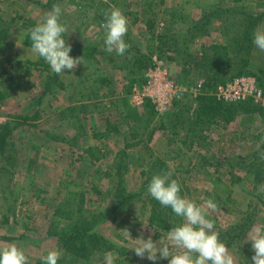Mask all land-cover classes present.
Segmentation results:
<instances>
[{"label":"rangeland","instance_id":"obj_1","mask_svg":"<svg viewBox=\"0 0 264 264\" xmlns=\"http://www.w3.org/2000/svg\"><path fill=\"white\" fill-rule=\"evenodd\" d=\"M148 2L0 0V30L5 28L4 35L9 44L6 49L0 45V87L7 90L11 86L9 96L0 104V124L16 125L5 149L7 158L0 159V248L13 243L23 247L29 264L51 249L62 250L56 238L47 236L53 208L59 201H70L73 207H80L85 216L91 210L110 207L113 201L107 192L111 185L110 176L104 173L115 162L122 161L125 155V179L129 191L140 187L146 178L142 171L150 166L153 158H161L171 171L176 172L185 190L184 197L205 209L207 199L216 202L215 211L206 209L208 218L214 221V230L219 232L236 264H253L254 252L247 238L254 228H264V206L253 194L252 175L238 171L236 175L242 179L231 182L227 163L230 158L256 150L257 143L264 139V107L255 103L248 113L238 107L237 116L226 124L218 118L198 116L196 97L185 94L163 111L154 107L156 115L150 117L143 104H135L137 91L146 92L142 86L146 82L148 67L142 74L143 82L130 85L128 65L140 54L149 58L151 63L157 56L163 63L161 68L174 83L186 86L195 85L198 80L206 83L203 75L183 66L178 53L165 46L160 50L157 34L184 33L191 21L198 19L212 5L244 9L250 13L263 12L264 0ZM53 5L61 7V20L68 25L65 39L72 47L70 55L82 57L83 63L71 72L66 69L62 75L52 72L47 63L48 68L39 66L31 70L30 76L25 75L19 65L9 60L38 58L22 46L25 24L29 19L35 23L42 20ZM113 7L120 8L128 19L124 40L131 47L123 56L115 51L108 53L104 45V14L110 13ZM240 18L230 15L223 18L227 22L214 20L209 26L210 34L195 37L189 50L201 52L202 46L211 43L228 44L223 27L229 21H240ZM148 20H152L151 29ZM228 26L238 28L234 24ZM257 29L264 30V16L257 23ZM92 48L94 52L91 51L89 56L79 55L88 54ZM250 60L254 67L264 68V52L256 46ZM3 67L7 69L6 74L1 71ZM223 70L226 76L235 72L233 65ZM49 75L56 78L47 82ZM156 77L159 78L160 74ZM71 107L75 109L71 110ZM160 125L163 127L158 128ZM153 127L160 131L156 136L154 133L149 142H144L145 134ZM50 133L74 137V146L55 141ZM139 138L143 142L138 145L124 146ZM89 147L99 148L95 151L99 159L90 158L85 152ZM6 162H12V166ZM261 195L264 198V194ZM126 207V211L119 207L109 209L108 219L99 226V231L125 247L126 258L122 264H152L137 257L133 249L140 246L139 238L147 239L151 234L153 240L167 242V234L154 236L156 227L148 224L149 211L141 208V201L133 200ZM253 209L255 221L243 237L226 233L230 225L240 224L245 212ZM2 216L8 219L7 223L2 222ZM172 251L181 250L173 248ZM106 254H95L91 263L79 259L68 264H106ZM157 264H168V260H159Z\"/></svg>","mask_w":264,"mask_h":264},{"label":"trees","instance_id":"obj_2","mask_svg":"<svg viewBox=\"0 0 264 264\" xmlns=\"http://www.w3.org/2000/svg\"><path fill=\"white\" fill-rule=\"evenodd\" d=\"M149 0H145L144 4H148ZM164 0H161V2ZM148 2V3H147ZM43 6V5H42ZM232 16L236 18L241 16L240 21H229L228 25L234 24V26L224 25L223 34L228 36L229 43H211L207 46H202V51L191 52L189 50V44L197 36H206L210 34V23L214 20ZM264 16L263 12H247L244 9L223 7L218 5H212L209 9L204 11L198 19L191 21L190 26L184 33L177 35H161L157 34L156 41L161 46H165L168 50L176 52L180 55L183 60V66L187 67L188 70L193 69L199 75H203L206 78V83L196 99L199 104L198 116L206 115L208 118L223 120L224 123H229L237 116L238 107L242 109L245 113H248L255 107V102L252 99H247L240 101L236 106L232 107L233 103H224L217 100L213 95V90L219 83H224L230 80L233 75L238 76L241 74H250L256 78L257 84L264 89V68L254 67L251 64L250 56L253 52V33L255 27L260 19ZM152 20H148V28L153 27ZM224 20L223 22H227ZM237 22V23H235ZM35 22L28 20L25 24V32L22 36V45L26 47H31V41L27 37V30L35 26ZM5 28L0 30V45L7 48L9 45L5 37ZM7 36V35H6ZM94 49L89 50V53H79L80 56H89L90 52ZM108 60H113L109 58ZM13 64L19 65V69L23 70L25 75H31L32 69H38L39 66L48 68V65L39 57L36 60H25V61H15V59L9 60ZM9 63V62H8ZM151 61L146 58L145 55L135 56L131 59L129 67L130 71V85L135 82H143L144 77L142 76L144 69L149 67ZM234 67L235 72L230 76H226V71L223 69ZM3 74L7 73L6 67L1 69ZM55 75H49L47 77V82L54 80ZM2 80V79H1ZM7 80V78H6ZM1 82V81H0ZM62 86L61 84L59 85ZM15 87V85H12ZM10 88L5 89V87H0V104L9 96ZM262 89V90H263ZM264 91V90H263ZM175 100L174 102H176ZM260 105V103H257ZM144 109L149 113V116L153 117L156 115L154 105L148 98L144 99L143 102ZM263 107V106H262ZM74 110L75 107H71ZM61 114L64 112L62 110ZM66 116V115H64ZM151 120V119H150ZM149 120V121H150ZM108 123V122H107ZM160 125L158 128H162ZM16 129V125L9 122L0 124V159H6L5 149L8 144V140L13 136V132ZM156 128H151L147 131L146 138L144 142H149L154 134ZM51 138L55 141L63 142L67 145L74 146L75 138L67 137L63 135H58L56 133H50ZM143 142L142 138L137 139L131 143H125V147L135 146ZM146 147V146H145ZM261 150H264V145H261ZM95 151H99L97 147H89L85 150L91 159H99L96 157ZM125 157L122 161L115 162L111 169L108 170L105 175L110 176V187L107 189L108 194L112 197L113 201L110 207L93 211L91 210L88 215H83L82 209L80 207H73L70 201H59L57 205L53 208L52 220L49 223L50 228L47 230V236L56 238L57 243L60 245L63 251V256L58 262V264H68V262L77 261L82 259L86 263H91L92 258L98 253H113L116 256L115 264H122L126 258L124 255L126 249L123 246H119L110 240L108 237L103 235L99 231V226L104 224L108 219V210L112 207H119L120 210H127V203L133 200L141 201V208L148 209V224L150 226L156 227L157 237L159 234H167L174 226H179L182 224V218L176 216L172 212L171 208L163 207L158 201L153 199L147 192L148 184L154 175L162 174L164 172L171 171L167 164L159 157H154L150 166L142 171V175L146 178L141 183L137 190L129 191L126 185L125 173L127 170V165L125 163ZM92 162V161H91ZM12 166V162H6ZM208 165V164H207ZM228 176L230 181L233 182L235 179H242V177L236 175L238 171H244L245 174L252 175L251 183L253 187V194L256 196L264 206V198L261 194H257V187L263 183L264 179V160L259 157V152L256 150L252 151L248 155H238L236 157L230 158L227 163ZM113 169V173H111ZM173 179L179 178L175 171H172ZM180 182V181H179ZM181 184V183H180ZM185 190L181 184V195L184 196ZM112 206V207H111ZM122 211V212H123ZM3 223H7L8 219L3 217ZM255 221V210L245 212V216L240 224L230 225L226 229L228 235L233 234V236L243 237L247 232L249 226H251ZM69 256V258H67ZM67 258V259H66ZM33 264H43L40 258H37Z\"/></svg>","mask_w":264,"mask_h":264},{"label":"clouds","instance_id":"obj_3","mask_svg":"<svg viewBox=\"0 0 264 264\" xmlns=\"http://www.w3.org/2000/svg\"><path fill=\"white\" fill-rule=\"evenodd\" d=\"M104 28L106 29L104 45L108 53L115 51L123 56L131 47L124 37L128 32V19L118 7L105 14ZM62 10L59 5H53L42 20L27 30L31 41V50L43 58L57 75L65 74V70L73 71L82 62V57H72V47L66 42L68 25L62 22ZM253 44L264 52V30L257 29L253 33ZM264 145L262 139L256 145L259 157L264 160ZM172 171L154 175L147 187L148 194L158 201L161 206L171 208L183 223L174 226L167 232V242L155 241L151 234L147 239L139 238L141 244L133 249L140 259H147L152 264L159 260H168V264H236L228 246L221 241L219 232L214 230V221L207 210L215 211L217 204L212 199L205 201V207L194 200L181 195V184L172 178ZM257 194H264V183L257 187ZM253 264H264V228L256 227L248 235ZM173 248L181 251L174 253ZM63 256L60 248L51 249L41 257L43 264H58ZM116 256L111 252L106 254V264H115ZM0 264H29V258L21 246L13 243L0 248Z\"/></svg>","mask_w":264,"mask_h":264},{"label":"built area","instance_id":"obj_4","mask_svg":"<svg viewBox=\"0 0 264 264\" xmlns=\"http://www.w3.org/2000/svg\"><path fill=\"white\" fill-rule=\"evenodd\" d=\"M152 60V65L146 69V82L142 86L146 92L139 93L137 91L138 96L135 104L140 106L144 99L148 98L153 102L156 110L163 111L170 107L175 99H180L185 94H192L193 97H196L202 91L205 85L204 80H198L195 85L191 86L179 85L171 81L167 71L161 68L163 67L161 59L154 56ZM159 74L160 77H156ZM213 95L217 100L224 103L234 104L252 99L264 107V91L258 86L256 78L252 75L241 74L224 83L217 84L213 90Z\"/></svg>","mask_w":264,"mask_h":264},{"label":"crops","instance_id":"obj_5","mask_svg":"<svg viewBox=\"0 0 264 264\" xmlns=\"http://www.w3.org/2000/svg\"><path fill=\"white\" fill-rule=\"evenodd\" d=\"M23 46V45H22ZM25 48H26V50H28V52H31L32 53V50H31V47H26V46H24ZM31 50V51H30ZM30 59H32V60H35L36 58L34 57V58H30ZM158 131H160V130H155L154 131V136H156L157 135V133H158Z\"/></svg>","mask_w":264,"mask_h":264}]
</instances>
